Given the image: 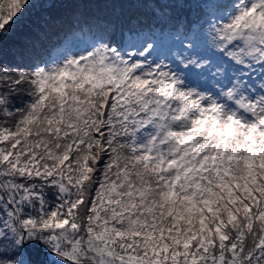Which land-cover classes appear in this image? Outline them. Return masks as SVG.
Instances as JSON below:
<instances>
[{"label": "snow or ice", "instance_id": "1", "mask_svg": "<svg viewBox=\"0 0 264 264\" xmlns=\"http://www.w3.org/2000/svg\"><path fill=\"white\" fill-rule=\"evenodd\" d=\"M0 264H264V0H0Z\"/></svg>", "mask_w": 264, "mask_h": 264}, {"label": "trees", "instance_id": "2", "mask_svg": "<svg viewBox=\"0 0 264 264\" xmlns=\"http://www.w3.org/2000/svg\"><path fill=\"white\" fill-rule=\"evenodd\" d=\"M35 14H36V10L35 9H31L29 10V13L26 15V19L28 22H30L34 17H35ZM28 31V28L25 26L24 28H22L20 30V35L26 33Z\"/></svg>", "mask_w": 264, "mask_h": 264}]
</instances>
